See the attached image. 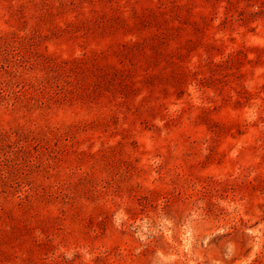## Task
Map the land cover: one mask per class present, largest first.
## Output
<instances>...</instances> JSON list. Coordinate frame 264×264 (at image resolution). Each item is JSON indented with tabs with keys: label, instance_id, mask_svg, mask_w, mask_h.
<instances>
[{
	"label": "rangeland",
	"instance_id": "374dc122",
	"mask_svg": "<svg viewBox=\"0 0 264 264\" xmlns=\"http://www.w3.org/2000/svg\"><path fill=\"white\" fill-rule=\"evenodd\" d=\"M0 264H264V0H0Z\"/></svg>",
	"mask_w": 264,
	"mask_h": 264
}]
</instances>
